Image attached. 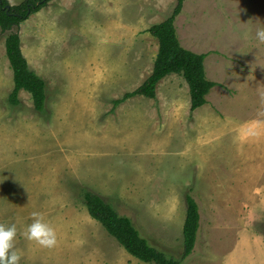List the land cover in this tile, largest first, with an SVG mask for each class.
<instances>
[{
    "label": "rangeland",
    "instance_id": "374dc122",
    "mask_svg": "<svg viewBox=\"0 0 264 264\" xmlns=\"http://www.w3.org/2000/svg\"><path fill=\"white\" fill-rule=\"evenodd\" d=\"M175 4L50 0L31 14L14 30L30 68L46 82L42 112L24 90L18 105L9 102L13 71L8 32L0 28V223L16 224L19 264H152L129 254L90 216L84 190L129 216L150 244L177 259L190 194L200 228L181 264H264V200L247 214L235 206L227 215L209 194L228 190L229 178H243L241 130L264 121V44L255 37L264 26V0L184 1L178 37L206 54V77L216 83L205 110L190 109L188 83L177 73L158 82L155 98L114 103L151 74L159 44L148 28ZM221 110L226 118L212 126L209 117L224 116ZM193 127L205 131L194 135ZM33 211L56 229L54 248L23 235Z\"/></svg>",
    "mask_w": 264,
    "mask_h": 264
},
{
    "label": "trees",
    "instance_id": "16d2710c",
    "mask_svg": "<svg viewBox=\"0 0 264 264\" xmlns=\"http://www.w3.org/2000/svg\"><path fill=\"white\" fill-rule=\"evenodd\" d=\"M49 1L22 0L18 4L11 5L8 0H0V28L3 32H8L5 49L13 71L14 82L9 102L12 105H18L20 91H27L38 112L45 109L46 82L43 77L30 68L21 48L19 32L14 29L19 27L31 14L41 10ZM184 1L176 0L171 15L148 28V32L156 37L159 44L153 70L139 87L126 92L121 98L115 99V105L136 95L155 98L158 82L171 73L182 75L188 83L191 110L207 103L206 96L216 83L206 77L204 65L206 54L185 48L180 42L175 25L177 16L182 12ZM82 196L90 216L99 221L129 254L141 261L152 264H181L182 260L194 250L200 228V211L197 201L190 194L186 196L187 207L183 224L181 259L170 256L150 244L129 216L120 214L111 203L105 201L100 195L84 190Z\"/></svg>",
    "mask_w": 264,
    "mask_h": 264
},
{
    "label": "crops",
    "instance_id": "0c3cea01",
    "mask_svg": "<svg viewBox=\"0 0 264 264\" xmlns=\"http://www.w3.org/2000/svg\"><path fill=\"white\" fill-rule=\"evenodd\" d=\"M204 105V107L201 108L203 110H205L207 104ZM201 109L199 112L203 114ZM220 115L221 114L218 115L213 112L212 116L209 117V123H211L212 126H217L219 122H222L223 119L226 118L225 114L224 116ZM209 123L206 124V127H208ZM193 130L194 135L197 133L201 135V133L205 131L204 128L199 129L195 127H193ZM241 132L244 146H246L243 151L245 162L243 178H229L228 184H230V187L228 190L219 191L214 189L213 194L209 193L212 198L217 200L220 206L227 211V215L233 212L235 206H241L242 210L246 209L245 214H247L251 207L256 206L264 200V144L261 146L255 145L256 143L259 144L260 141L264 143V121L255 120L253 122H248L247 127L244 126ZM248 144L251 146L247 147ZM213 169H215V167H213ZM218 183H220V181H218ZM224 195L229 196L223 197ZM233 200H243L242 205H235V202H232Z\"/></svg>",
    "mask_w": 264,
    "mask_h": 264
},
{
    "label": "clouds",
    "instance_id": "9594fccd",
    "mask_svg": "<svg viewBox=\"0 0 264 264\" xmlns=\"http://www.w3.org/2000/svg\"><path fill=\"white\" fill-rule=\"evenodd\" d=\"M255 37L259 44H264V26L258 27ZM32 221L26 226L23 235L43 248H54L57 245L56 229L44 219L40 212L33 211ZM17 235L15 223H0V264H19L21 254L15 249Z\"/></svg>",
    "mask_w": 264,
    "mask_h": 264
},
{
    "label": "water",
    "instance_id": "95a60500",
    "mask_svg": "<svg viewBox=\"0 0 264 264\" xmlns=\"http://www.w3.org/2000/svg\"><path fill=\"white\" fill-rule=\"evenodd\" d=\"M8 9H9V6H8Z\"/></svg>",
    "mask_w": 264,
    "mask_h": 264
}]
</instances>
